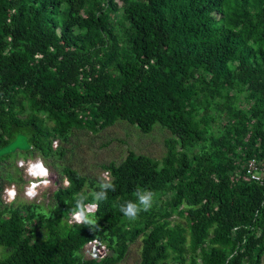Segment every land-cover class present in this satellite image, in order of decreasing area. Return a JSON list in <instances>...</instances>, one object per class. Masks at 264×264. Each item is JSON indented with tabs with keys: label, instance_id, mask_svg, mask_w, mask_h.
Segmentation results:
<instances>
[{
	"label": "trees",
	"instance_id": "obj_1",
	"mask_svg": "<svg viewBox=\"0 0 264 264\" xmlns=\"http://www.w3.org/2000/svg\"><path fill=\"white\" fill-rule=\"evenodd\" d=\"M118 121L167 129V152L104 164L115 191L96 223L69 224L99 180L53 143ZM18 133L55 189L6 202L14 153L0 158V264H115L140 238V264H264V174L249 173L264 160V0H0V148ZM137 188L154 199L133 221L117 205ZM93 241L104 257H84Z\"/></svg>",
	"mask_w": 264,
	"mask_h": 264
},
{
	"label": "rangeland",
	"instance_id": "obj_2",
	"mask_svg": "<svg viewBox=\"0 0 264 264\" xmlns=\"http://www.w3.org/2000/svg\"><path fill=\"white\" fill-rule=\"evenodd\" d=\"M172 137L171 132L160 125L150 134H144L136 125H131L127 121H118L116 125L105 128L95 133L83 134L73 137L70 141L55 140L54 148L66 146L69 148L64 163L72 164L76 169L89 177L96 178L105 172L103 165L111 161L121 162L130 150L138 153H146L155 158H161L167 152L166 139ZM68 160V161H67ZM44 161L37 154V157L30 156L20 151L14 153L2 168V174L12 171L14 168V179L5 189L4 198L6 202L15 199L23 201H33L36 204H48L52 199V192L55 185L51 180L50 170L46 175L35 174L31 171L30 163ZM11 162L19 165L11 166ZM45 163V161H44ZM16 172V173H15ZM11 174V173H10ZM12 176V174H11ZM24 181L21 182L20 178ZM36 181V184H33ZM69 183L68 181H65ZM9 187V188H8ZM8 188V189H7ZM142 239L132 243L123 260L115 264H140L142 252ZM0 258L6 255L4 247L0 246ZM107 248L98 241L88 243L83 255L86 259L92 257H104Z\"/></svg>",
	"mask_w": 264,
	"mask_h": 264
},
{
	"label": "clouds",
	"instance_id": "obj_3",
	"mask_svg": "<svg viewBox=\"0 0 264 264\" xmlns=\"http://www.w3.org/2000/svg\"><path fill=\"white\" fill-rule=\"evenodd\" d=\"M41 163L45 167L47 173H49V168L46 166L44 161H41ZM32 165L33 163H30V168ZM33 184H36V181H33ZM97 187L99 188V191H92L89 194L91 196L90 202L89 195H85L83 193H76L74 195L75 204L74 207H72L69 211V224H72L73 222L83 225H91L96 223L94 214L98 210L99 202L107 199L108 191H115V186L111 181L109 171H105L100 175ZM133 195L135 200H124L122 203H119L117 207L124 217L134 221L141 211L147 212L152 208L154 193L148 190L137 188ZM0 251L3 250L0 249Z\"/></svg>",
	"mask_w": 264,
	"mask_h": 264
},
{
	"label": "water",
	"instance_id": "obj_4",
	"mask_svg": "<svg viewBox=\"0 0 264 264\" xmlns=\"http://www.w3.org/2000/svg\"><path fill=\"white\" fill-rule=\"evenodd\" d=\"M30 149H32V145L29 142L28 136L24 133H18L13 141L0 148V158L17 151H28ZM39 234L43 236L42 232H39Z\"/></svg>",
	"mask_w": 264,
	"mask_h": 264
},
{
	"label": "built area",
	"instance_id": "obj_5",
	"mask_svg": "<svg viewBox=\"0 0 264 264\" xmlns=\"http://www.w3.org/2000/svg\"><path fill=\"white\" fill-rule=\"evenodd\" d=\"M249 173L252 174L251 177H253L254 179L262 180V175L264 174V160L252 159V161L250 162Z\"/></svg>",
	"mask_w": 264,
	"mask_h": 264
},
{
	"label": "bare ground",
	"instance_id": "obj_6",
	"mask_svg": "<svg viewBox=\"0 0 264 264\" xmlns=\"http://www.w3.org/2000/svg\"><path fill=\"white\" fill-rule=\"evenodd\" d=\"M31 171L34 172L35 174H41L42 176L47 174V171L41 162L33 163L31 167Z\"/></svg>",
	"mask_w": 264,
	"mask_h": 264
}]
</instances>
